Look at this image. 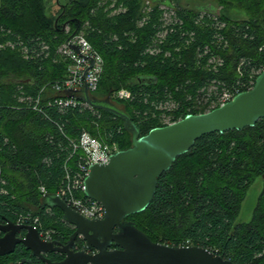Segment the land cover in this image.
I'll use <instances>...</instances> for the list:
<instances>
[{
	"label": "trees",
	"instance_id": "1",
	"mask_svg": "<svg viewBox=\"0 0 264 264\" xmlns=\"http://www.w3.org/2000/svg\"><path fill=\"white\" fill-rule=\"evenodd\" d=\"M210 1L220 11L235 9L245 14V18L235 20L220 12L218 20L226 22L223 35L230 39V44L224 47L225 42L222 43V50L218 51L225 60L218 73L207 71L203 58H196L198 48L204 58L215 56L209 49L210 54L204 56L206 45L219 44L224 39L217 38L215 23L197 24L200 3L187 11L179 9L180 5L176 8L183 26L168 35L164 50L170 56L166 57L146 53L164 22L155 13L140 26L147 17L146 11L142 12L145 0H117L116 8L122 9L117 14L111 9L113 0H70L59 7L55 17L47 14L45 0H2L0 47L6 42L17 50H0V95L5 97L6 105L0 109V146L4 149L0 158L9 183L8 194L0 193V225L16 222L22 212H32L40 217L45 230L54 232V240L66 242L74 233V227L63 221L60 209L43 207L44 197L55 195L58 190L63 161L68 155L67 149L60 147L65 141L58 125L71 138L85 129L95 138L100 135L108 143L118 144L120 150L132 146V135L125 130L123 120L108 112L93 108L51 113L54 120L50 123L23 106L13 105L22 96L35 98L44 86L66 77L68 62L58 60V49L74 33L83 31L104 60L99 89L92 96L100 102L110 100L139 127L141 136L163 127L153 117V112L159 113L155 103H166L169 98L179 102L180 107L174 112L177 120L197 115L193 111L194 101L206 93L199 90L207 80L235 82L237 66L243 58L256 59L244 68L246 77L260 65L264 0ZM152 6L158 12L159 6ZM186 32L188 35L183 36ZM191 33L194 34L190 36ZM191 41L197 44L193 48L189 46ZM44 46L48 50H43ZM143 79L148 83H143ZM121 89L130 90L132 100H115L113 94ZM16 93L19 96L14 100ZM261 176L263 119L241 131L203 136L159 178L150 206L127 220L153 242L204 247L235 264H264V188L251 221L235 223L249 188ZM41 186L47 190L45 196L40 192ZM26 251L24 246H18L13 254L0 257V264H26Z\"/></svg>",
	"mask_w": 264,
	"mask_h": 264
},
{
	"label": "water",
	"instance_id": "2",
	"mask_svg": "<svg viewBox=\"0 0 264 264\" xmlns=\"http://www.w3.org/2000/svg\"><path fill=\"white\" fill-rule=\"evenodd\" d=\"M172 6L171 0H151ZM201 12L219 16L220 9L203 5ZM143 83H148L143 79ZM67 97L84 100L93 108L121 118L124 128L132 135V146L116 152L105 165L91 167L86 179L85 197L101 204L103 219L88 220L67 206L57 195H46L43 207L60 209L63 221L75 228L67 244L43 241L31 226H19L9 221L0 225V257L13 254L24 246L32 257H41L47 264H235L224 256L200 246H174L153 242L128 217L144 212L152 203L159 178L168 172L177 158L187 154L203 136L211 133L241 131L264 120V71L255 87L237 95L223 107L203 114H189L180 121L152 129L141 136L139 127L110 100L98 102L86 87L66 91ZM80 237L86 243L75 251ZM96 249V253L87 250ZM59 253L60 262L45 259ZM33 264L31 260H25Z\"/></svg>",
	"mask_w": 264,
	"mask_h": 264
},
{
	"label": "built area",
	"instance_id": "3",
	"mask_svg": "<svg viewBox=\"0 0 264 264\" xmlns=\"http://www.w3.org/2000/svg\"><path fill=\"white\" fill-rule=\"evenodd\" d=\"M113 1L114 3L112 4L111 9H114V14L122 12L121 6L116 8L117 0ZM171 1V7L157 4L160 7L167 9L166 14H168L169 17L165 19L163 17L160 18L161 21L164 22V25L162 26V29L156 33L152 39V43L146 50V53L150 56L162 54V49L159 44H164L169 34L174 33L178 26L179 28L183 26V21L177 17L178 14L176 13L178 5L174 2V0ZM149 2L152 4L151 1ZM199 13L200 16L210 15L219 21V16L215 14L201 12L200 10ZM148 16L150 15L147 14V17H144L141 21V26H143L142 22L146 23L145 18H150ZM216 26L219 31L226 25L219 21L216 23ZM68 31L69 28L67 27L66 32L69 33L70 31ZM193 34L194 33H191L190 36ZM182 35H188V33H182ZM217 38L222 39L219 34H217ZM163 40L165 41L163 42ZM43 50H48V47L44 46ZM206 51H208V48H206ZM259 53L262 57V60L259 62L260 65L256 68H252L248 75L250 76L248 80L246 81L244 79V83H236V81L233 82L235 84H233L229 89L231 92L224 91L222 94H220V92L219 97L216 99L217 104L213 106L209 112L216 108L223 107L227 103L231 102L237 95L250 91L255 87L257 77L264 71V45L259 48ZM58 54L61 58H64V60L68 62L66 77L61 81L47 84L39 91L35 98H26L22 105L23 109L35 112L50 123L54 120L53 116L50 115L51 113L64 114L69 110L78 109L79 111H85L87 109H93V107L84 100L67 97L64 92H77L86 87L88 94L92 96L99 89L104 70L103 57L81 33H74L70 36L65 43L60 46ZM222 82L223 84H226L224 81ZM48 90L50 93L47 92ZM113 98L119 101H127L132 100L133 97L127 91L122 90L115 92ZM180 120L181 119L177 121L175 120L171 124ZM58 128L62 139L65 141V143H63V141L60 143V147L62 150L66 148L68 155L63 161V178L55 195L59 196L67 206L86 219H103L105 217L104 207L101 204L85 197L86 179L89 176L92 166L107 164L111 157L116 152L120 151L119 145L116 143H103L88 132H82L78 135V137L71 138L66 134V131L61 125H58ZM5 142L7 144L8 140L5 139ZM6 187L7 181L2 175L0 166L1 195L8 194V189ZM39 189L43 196L47 194V190L44 186H41ZM14 223L19 226L33 227L34 230L38 231L40 238L45 242L54 241V232L51 230H45L42 227L40 217L38 215H34L30 212H22L17 216L16 222Z\"/></svg>",
	"mask_w": 264,
	"mask_h": 264
},
{
	"label": "rangeland",
	"instance_id": "4",
	"mask_svg": "<svg viewBox=\"0 0 264 264\" xmlns=\"http://www.w3.org/2000/svg\"><path fill=\"white\" fill-rule=\"evenodd\" d=\"M70 0H45V5H46V10H47V14L50 17H55L57 16L58 13V9L60 6H64L67 3H69ZM151 0H145V3L142 6V12L144 13L146 11V13L148 15H155V13L158 14V16L165 18H168L169 15L166 14L167 9L163 8V7H158V12L154 10L152 4L149 2ZM174 2L177 5H180L179 9H183L184 11H187L190 9L191 6H194V4L200 3L201 6L203 5H208V4H213L215 5L212 1L210 0H174ZM2 4V0H0V6ZM216 6V5H215ZM221 9V8H220ZM114 14V12H113ZM117 14V13H115ZM221 14L224 15H230L231 18L235 19V20H241L243 18H245V14L232 9L230 11H225V10H221ZM220 16V15H219ZM162 18V19H163ZM201 22H204L206 26H210L212 25V23L214 24L215 22H219L217 21V19H215L213 16H199L197 19V24H203ZM215 23V24H216ZM223 23L226 25V22L223 21ZM143 26L145 25L144 22H142ZM141 26V25H140ZM216 26V25H215ZM226 29L225 27H222L218 32V34L224 38L223 40L220 41L219 44H210V45H206L205 48H208L209 51L214 52V54H216L215 56H212L211 58H204L202 57V55H200V49L198 48V50L196 51V58H199L201 60V58H203V62L202 64L206 65L207 68H205L207 71H211L213 70L215 73H218L220 68L222 67V65L225 64V60L222 57V55L218 52L221 51V46L222 43L225 42V46L224 47H228L230 44V39L228 37L225 38L224 31ZM70 31V29H69ZM68 31V32H69ZM70 33V32H69ZM68 34V33H67ZM82 35H85V33L82 31L81 32ZM165 40H163L164 42ZM193 42V43H192ZM189 45V44H188ZM195 45H197L194 41L190 42V47H195ZM159 46H161L162 49V54H164V56L169 57L170 56V52L164 50L165 45L164 44H159ZM0 50H5V51H9V52H15V50H17L11 43H6V42H2V47H0ZM179 50V49H178ZM168 53V54H167ZM207 54H210L208 51H206V54L204 56H206ZM59 61H66L64 60V58H58ZM256 59L254 58H243L242 60L239 61L238 66H237V79H236V83L240 82L242 83L244 79H246V81L248 80V77H246L245 75V71L244 68H246V66L251 65V63H253ZM245 81V82H246ZM244 83V82H243ZM235 84V83H227V84H223V82L217 78L212 79V80H207L206 83L202 86V88L199 90V92L201 94H203V96H197L196 100L194 101V107H193V111L195 113L201 114L202 112H209L210 109H212L213 106H215L217 104L216 99L219 97L220 94H222L224 91L225 92H231V90H229L231 88V86ZM23 90L22 87L20 88V91ZM127 91L128 93H130L131 95H133L131 93L130 90L128 89H121L119 91ZM48 93L49 90L47 91ZM198 92V93H199ZM221 92V93H220ZM220 93V94H219ZM19 95L16 93L14 95V100L17 99ZM114 97V94H113ZM13 98V97H12ZM26 96H22V98L20 99V102L16 101L13 105L17 106V107H21L22 106V99H26ZM3 100L5 101V97H1L0 95V109L5 107L6 105H3ZM9 102V100H8ZM216 102V103H215ZM158 105V107H156ZM155 107L157 109V111H159L158 114H156L155 112H153V117L155 119H159V122L163 125L166 126L168 124L173 123L175 120H177L176 115L174 114L175 111H177L180 107V103L176 102L175 100H172L171 98H169V100L164 103V101H159L158 103H155ZM1 111V110H0ZM96 114V113H95ZM144 116H148V113H144ZM182 119V118H180ZM179 120V119H178ZM82 132H88L87 130L83 129ZM89 133V132H88ZM49 136L53 135L52 133H47ZM75 138V137H74ZM97 139L101 140L103 143H108L106 140H104L100 135L99 137H97ZM4 154V149H2V147L0 146V156ZM4 161L3 159L0 158V166H1V171H2V175L4 176L5 173V165H4ZM7 181V179H6ZM9 186V183L7 181V187ZM264 188V176L258 177L255 182L252 184V186L249 188L246 198L242 204L241 207V211L240 214L238 216V218L236 219L235 223H247L250 222L253 216V212L254 209L257 205V201L259 198V195L261 194L262 190ZM32 213V212H30ZM75 229V228H74Z\"/></svg>",
	"mask_w": 264,
	"mask_h": 264
},
{
	"label": "flooded vegetation",
	"instance_id": "5",
	"mask_svg": "<svg viewBox=\"0 0 264 264\" xmlns=\"http://www.w3.org/2000/svg\"><path fill=\"white\" fill-rule=\"evenodd\" d=\"M100 102V101H98ZM106 101H104L103 103H105ZM3 236L2 233H0V237ZM70 240V239H69ZM68 241L66 242H61V241H57V240H54V241H57V242H60L61 244H67ZM86 245V243L82 240V238L78 237L75 241V251H79V250H83L84 248L82 247V244ZM89 253L93 254V253H96L97 250L92 248L90 250H87ZM26 253L28 254L27 256H25V259L27 260H31L33 264H47V262L44 260V258H41V257H32L31 256V253L29 251H26ZM65 258V256L63 254H59V253H53V254H48L45 256V259H49L50 261L52 262H60L62 261L63 259ZM27 264V263H26Z\"/></svg>",
	"mask_w": 264,
	"mask_h": 264
},
{
	"label": "bare ground",
	"instance_id": "6",
	"mask_svg": "<svg viewBox=\"0 0 264 264\" xmlns=\"http://www.w3.org/2000/svg\"><path fill=\"white\" fill-rule=\"evenodd\" d=\"M26 99H22V101H25ZM26 225H29V224H26Z\"/></svg>",
	"mask_w": 264,
	"mask_h": 264
}]
</instances>
